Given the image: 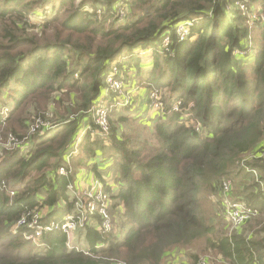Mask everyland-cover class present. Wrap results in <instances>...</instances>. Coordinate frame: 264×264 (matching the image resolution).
<instances>
[{"label": "trees", "instance_id": "1", "mask_svg": "<svg viewBox=\"0 0 264 264\" xmlns=\"http://www.w3.org/2000/svg\"><path fill=\"white\" fill-rule=\"evenodd\" d=\"M104 1H95L105 15L100 18L96 11L77 9L75 0H63L50 17L34 23L38 32H28L24 23L42 1L0 0V106L13 103L7 116L0 115L1 140L12 134L23 141L19 135L27 126H17L23 105L37 98L48 104L57 90L71 103L64 115H77L0 159V264H164L174 249L203 239L215 264H264V219L252 221L249 236H214L217 228L202 204L204 194L221 196L222 182L239 167L257 169L264 180V0H251L260 9L246 4L249 16L238 7L242 0ZM118 3L130 11L123 19L115 14ZM194 16L197 21L181 40L176 24ZM167 34L172 42L161 48L162 65L155 54L152 72L160 65V73H149L155 86L147 83L169 87L173 98L193 100L190 123L185 125L182 109L173 112L171 105L166 121H157L150 132L155 141L133 140L115 125L105 137L93 120L88 130L81 128L83 114L106 91L115 58L126 48H155ZM252 34L254 46L246 40ZM81 132L84 153L78 152L73 167L89 166L101 179L111 195L115 229L104 233L100 223L87 225L85 249L70 248L67 235L54 231L37 249L10 230L35 209L51 208L42 212L44 220L74 211L67 193L74 169L68 177L58 170ZM107 149L120 173L115 185L103 178L98 164H90ZM252 154L255 161L245 162ZM241 187L235 198L263 210L261 183L252 176ZM219 212L224 216V207Z\"/></svg>", "mask_w": 264, "mask_h": 264}, {"label": "rangeland", "instance_id": "2", "mask_svg": "<svg viewBox=\"0 0 264 264\" xmlns=\"http://www.w3.org/2000/svg\"><path fill=\"white\" fill-rule=\"evenodd\" d=\"M42 2L35 5L36 11L34 13H30L29 20L26 21L25 28L28 32H38L39 28H34V23H38L41 19H46L47 17H50L53 10L59 9L63 0H41ZM96 0L86 1V0H75V7L77 9L82 10L83 12H95L100 18H103L105 15H103V10L100 8L99 4L95 2ZM102 2H106L102 0ZM100 2V3H102ZM82 4V5H81ZM93 4H96L95 6ZM252 6L257 7L258 4L251 1ZM118 6L120 7L121 4L118 3ZM242 9L241 6H238ZM261 8V7H260ZM96 9V10H95ZM117 15H120V18H124V16L130 11L127 9V7L121 8L120 10L116 11ZM106 14V13H105ZM114 14V15H115ZM242 14L249 16V13L242 9ZM193 19V20H192ZM198 17H192L187 19L179 20L176 24L177 26V32L182 31L183 29H186L188 26H192L194 22H196ZM29 23V24H28ZM170 34H167L163 37L161 45H158L155 48H144L142 46L136 47L134 49L126 48L121 54H119L115 60L112 63V69H117V75L118 78H120L123 83V89L121 92H114L112 90H109V92H106V96L103 97V101L100 102L98 105L103 106L109 110V126L115 125L119 126L120 132L125 131L127 132L131 138L134 139H147L149 138L150 141H155L154 138H150L151 135L150 132H152L153 127L156 125V122L159 121L160 124L166 121L165 114L168 108H171V105L175 102L182 101V104H186V101L188 99H182V98H176L171 95V90L169 87L161 86V87H154L155 85L152 83L153 80L149 79V73L151 77V73L153 77L158 76L160 73V65L161 62L165 59L166 56L163 55V52L161 51V48L163 47V44L170 47V44L172 42V39H170ZM192 40H196L195 37L191 38ZM247 43L250 46H254L256 43L255 35L252 34L250 38H247ZM159 54L161 56L160 65L157 68L156 72L153 71L154 67V61H155V54ZM249 64L252 62V59L249 57L246 60V63ZM119 65H123L124 69L119 68ZM138 65L139 69L134 66ZM251 65V64H250ZM141 66V67H140ZM105 77V86L108 88V80L107 76ZM112 76V75H110ZM107 80V81H106ZM107 82V83H106ZM149 82L151 85H148ZM128 83V84H126ZM110 87V86H109ZM62 90V89H61ZM61 90H57L52 94V99L48 104H44L42 100L35 99V102L23 105V109L19 112L18 117L21 119L20 123L17 126H27V129L24 131L23 135H19L20 139H24L25 137H29L30 140H34L36 135H29L30 134V127L34 126L36 124V121L42 120L44 126L52 127L53 129L57 130L61 128V122H64V118H66L69 114L64 115L63 111L65 108H69L71 103L66 102V99H64V95L62 96ZM157 92L158 97L156 98L153 93ZM111 93L114 95L112 96ZM42 95V94H41ZM76 97V96H75ZM62 100H65L64 105L62 103ZM153 101H155V105L153 107ZM193 100H189L188 103L183 106L184 109L188 111H184L182 122L187 125L189 124V118H192L194 116V111L189 109L190 105H193ZM129 105V106H128ZM156 105H159L161 108V111L163 109V113L155 111L153 108H157ZM13 108V103H8L7 106L2 108L0 106V115L1 116H7L8 112ZM94 107L90 109L92 117L91 120H94L93 117V111ZM151 110L155 113L154 118L149 116V112ZM157 114V115H156ZM188 115V117H187ZM70 118H73L77 115H69ZM68 116V117H69ZM124 116L125 120H121L120 117ZM92 121L89 122V126L86 130L90 128V124ZM41 125V126H43ZM98 126V125H97ZM122 126V127H121ZM196 126V125H195ZM198 128V126H197ZM46 129V128H45ZM32 131V130H31ZM44 129L40 130L39 134L44 133ZM101 133V132H100ZM120 134V133H119ZM85 134L82 136L84 138ZM93 140V137H91ZM101 138V137H100ZM102 139V138H101ZM109 142V138L106 140ZM15 144H9V140L6 142H2L0 138V153L2 156H5V153L7 150H11L15 147ZM97 146V145H96ZM13 147V148H12ZM78 152L84 153L82 151L80 143L76 144L74 146ZM98 147V146H97ZM11 148V149H7ZM110 149V148H109ZM111 151V150H110ZM110 151L108 149L106 150L107 154H110ZM105 152V153H106ZM112 153V152H111ZM110 157V155H108ZM255 155H249L244 160L247 163H251L255 161ZM72 169H74L72 161H71ZM111 172V176H107L108 172ZM102 172L105 173V176L108 177L107 180L114 182L117 175L120 173L118 172V166L116 165V162H110L108 167L102 169ZM245 174V170L243 167L233 170L231 175L233 177H230L233 181V190L231 192V196L233 198L237 197L236 194H238L239 190L242 188L241 185L246 182H241L239 177L240 175ZM251 177L253 176L250 173ZM264 181V180H263ZM238 184V186H237ZM115 185V183H114ZM76 187V190L78 192L79 197L89 196V192L92 189V184L89 183L87 186L85 185H74ZM82 190V192H81ZM105 190V189H104ZM106 191V190H105ZM222 195V193H221ZM73 202L76 204L78 201L77 197H72ZM220 203V204H219ZM202 204L204 210H206L207 214L209 215V221L215 225L217 228L216 234L214 236H222V235H231L236 233L245 234L247 236L251 233V224L254 220H260L264 219V208L259 209V212L256 215H253L247 222H245L243 225L239 227H235L233 224L228 222L226 218L219 212V210L222 207L223 201L222 197L218 194H204L202 196ZM112 210V208H111ZM48 210H41L44 214H46ZM81 227V226H80ZM256 229V228H255ZM79 230H82L81 228H77L76 230H72L70 237L72 240L76 238L77 233ZM213 236V237H214ZM38 242H41V240H38ZM41 245H44L41 243ZM40 245V246H41ZM77 245V244H75ZM205 240H201L198 243H196L191 251H193L196 255L199 256V258L196 260V263L201 260L205 261L207 264H212L215 260L213 259V253L209 251H205ZM80 247V246H79ZM37 249H40L41 247H37ZM209 257V260L207 259Z\"/></svg>", "mask_w": 264, "mask_h": 264}, {"label": "built area", "instance_id": "3", "mask_svg": "<svg viewBox=\"0 0 264 264\" xmlns=\"http://www.w3.org/2000/svg\"><path fill=\"white\" fill-rule=\"evenodd\" d=\"M251 0H242L237 4L242 7V9H246V4H250ZM258 8L261 6L258 5ZM257 7L252 6V8L257 9ZM261 20L264 24V15L261 16ZM191 27V26H188ZM183 29L179 31L180 39L185 40L186 35L189 32V28ZM237 53L242 54L241 50H237ZM117 69H113V71L109 72L107 76L108 80V88L106 87V92L112 90L114 92H121L124 86L123 81L118 78ZM112 75V76H110ZM106 80V81H107ZM107 83V82H106ZM110 86V87H109ZM110 93V92H109ZM153 95L157 98L158 93L154 92ZM103 101V98L95 103L93 112L94 120L93 122L101 128V134L107 137L110 133V126H109V110L103 106H99L98 104ZM182 101L175 102L172 104V111H188L182 107ZM188 103V102H187ZM186 103V104H187ZM155 105V101H153V107ZM157 108H153L158 113H163V109L159 105H156ZM193 105L189 106L191 109ZM188 117V115H187ZM42 120L36 121L34 126L30 127V134L29 135H39L40 130L44 129V131H48L52 129V127L44 126ZM43 125V126H41ZM200 126V124L196 125ZM46 128V129H45ZM197 131H201L200 127L196 128ZM32 130V131H31ZM84 133V132H83ZM82 133V136L84 135ZM81 137H78V143ZM9 140V144H30L32 140L29 137H25L23 141H18L15 135L10 134L6 141ZM2 141V142H6ZM76 143V144H78ZM19 144V145H20ZM75 144V145H76ZM74 145V146H75ZM70 147L67 152V157L65 162L60 166L58 172L62 175L70 176V172L72 171L71 161H73L74 157L78 154V151L75 147ZM13 148V147H12ZM11 149V148H7ZM2 158V154L0 153V159ZM69 165V166H68ZM249 172L252 173L256 177V181L261 183L262 187V194L264 196V183L259 178V172L257 169L248 168ZM233 181L232 179H225L222 182V201L224 207V216L228 222L233 224L235 227H239L247 222L253 215H256L259 212V209L245 201L233 198L231 196V192L233 190ZM104 185L99 180H94L92 183V189L89 192V196H78V192L74 184L69 183L67 185V193H71V196H75L78 198V201L75 204L74 211L72 213L65 214L61 219H49L44 220L43 213L41 210L35 209L32 212H28L27 214L23 215L18 222L12 227L10 230L13 234L22 233L23 237L27 241L33 242V244L37 247H41L42 242H38L41 238L47 234L54 231H62L67 235L68 238V246L70 248H78L79 246L75 245L70 237L71 231L76 230L77 228H81L84 230L87 225H96L100 223L101 232H111L115 229V221L113 218V214L111 212L112 206V199L111 195L104 190ZM82 192V190H81ZM12 195H14L12 191ZM99 218V219H98ZM81 226V227H80ZM41 245V246H40ZM206 261V260H205ZM205 261L201 260L198 264H207ZM171 264V263H169Z\"/></svg>", "mask_w": 264, "mask_h": 264}, {"label": "crops", "instance_id": "4", "mask_svg": "<svg viewBox=\"0 0 264 264\" xmlns=\"http://www.w3.org/2000/svg\"><path fill=\"white\" fill-rule=\"evenodd\" d=\"M104 96H106V91H104L102 93V95L97 99V101L101 100ZM149 116L154 118L155 113L151 110V112H149ZM91 117H92L91 111L88 112V113H84L83 114V116L81 118L82 119V123L80 124V126H82L81 128L89 126V122L91 121ZM82 133L83 132H81L79 134V136H78V137H81L80 140L82 139ZM83 134H85V133H83ZM30 145L31 144H28V145L24 144V145L20 146V148H24L25 149V148L29 147ZM79 155H81V152H79ZM108 155L109 154H107V153H99L94 158L90 159V164H98V168L102 172V169L108 167L110 162H113L111 160V158L108 157ZM77 157L78 156H75V158L73 160V164H74V162H76L75 159ZM239 168H241V167H239ZM239 168H237V169L239 170ZM244 170H245V174H243V175L241 174L239 177H237L238 179H240L241 182L242 181L246 182V180H251V178H252L250 173H249V170L247 168H244ZM72 174H73V176L69 177L70 181L68 182V184L71 183V184H74L76 186L77 185H85V186H87L89 183L92 184L94 180H99L103 184L101 179H99L95 175L94 171L89 166L88 167L87 166H82V167L78 168L77 170L74 169V171L71 173V175ZM111 174L112 173L109 171L107 173V176L110 177ZM102 175H103V178H105L106 180L108 179V177L105 176V173L102 172ZM109 183L114 185V182L109 181ZM245 184L246 183H244L243 185H245ZM237 186H238V184H237ZM69 195L71 196L70 192H69ZM71 197H74V196H71ZM44 210H48L46 212V213H48L51 210V208L50 207H45ZM72 242L74 244H77V246H80L81 249H85L86 248L87 241H86V238H85V236L83 234V230H79V232L77 233L76 238H74ZM192 247H179V248L174 249L172 251V253L167 257V259H166L164 264H169V263H171V264H195L196 260H193L192 257H191L192 255L195 254L193 251H191ZM213 257L215 258L216 256L213 255ZM212 264H215V261L212 262Z\"/></svg>", "mask_w": 264, "mask_h": 264}, {"label": "clouds", "instance_id": "5", "mask_svg": "<svg viewBox=\"0 0 264 264\" xmlns=\"http://www.w3.org/2000/svg\"><path fill=\"white\" fill-rule=\"evenodd\" d=\"M259 172V171H258ZM250 173V172H249ZM252 174V173H251ZM253 175V174H252ZM259 175H260V173H259ZM254 176V175H253ZM255 177V176H254ZM255 179H256V177H255Z\"/></svg>", "mask_w": 264, "mask_h": 264}]
</instances>
